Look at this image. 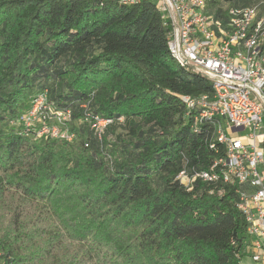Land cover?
<instances>
[{"label": "trees", "instance_id": "16d2710c", "mask_svg": "<svg viewBox=\"0 0 264 264\" xmlns=\"http://www.w3.org/2000/svg\"><path fill=\"white\" fill-rule=\"evenodd\" d=\"M169 32L151 0H0V264H242L233 191L176 179L214 158L179 98L212 87L170 57ZM42 94L70 111L72 143L25 130ZM89 116L111 120L100 138Z\"/></svg>", "mask_w": 264, "mask_h": 264}, {"label": "built area", "instance_id": "2783aa9c", "mask_svg": "<svg viewBox=\"0 0 264 264\" xmlns=\"http://www.w3.org/2000/svg\"><path fill=\"white\" fill-rule=\"evenodd\" d=\"M151 1L170 27V57L212 87L210 95L179 98L192 133L208 129L205 141L214 158L207 169H183L176 179L186 190L197 179L229 186L245 222L243 258L264 264V11L254 4L228 7L217 15L208 0ZM70 118L68 110L52 111L42 94L22 123L37 138L72 143L75 134L66 125ZM86 120L98 138L111 121L93 116Z\"/></svg>", "mask_w": 264, "mask_h": 264}, {"label": "rangeland", "instance_id": "374dc122", "mask_svg": "<svg viewBox=\"0 0 264 264\" xmlns=\"http://www.w3.org/2000/svg\"><path fill=\"white\" fill-rule=\"evenodd\" d=\"M110 140H111V139H110ZM242 264H251V262H250L249 258L245 257V258H243V260H242Z\"/></svg>", "mask_w": 264, "mask_h": 264}]
</instances>
